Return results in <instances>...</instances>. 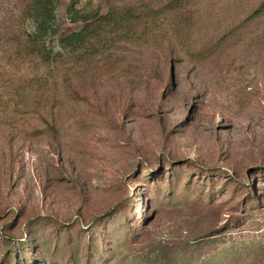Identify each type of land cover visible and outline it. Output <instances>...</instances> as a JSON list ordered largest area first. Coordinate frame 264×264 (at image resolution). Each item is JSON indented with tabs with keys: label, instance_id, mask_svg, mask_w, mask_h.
<instances>
[{
	"label": "rangeland",
	"instance_id": "1",
	"mask_svg": "<svg viewBox=\"0 0 264 264\" xmlns=\"http://www.w3.org/2000/svg\"><path fill=\"white\" fill-rule=\"evenodd\" d=\"M85 3L88 54L0 99V264H264V0Z\"/></svg>",
	"mask_w": 264,
	"mask_h": 264
},
{
	"label": "trees",
	"instance_id": "2",
	"mask_svg": "<svg viewBox=\"0 0 264 264\" xmlns=\"http://www.w3.org/2000/svg\"><path fill=\"white\" fill-rule=\"evenodd\" d=\"M23 9L17 24L10 32L0 34V69L1 75H8L13 82L6 83L0 77V99H4L11 91H16L14 110L20 115L29 114L30 100L38 97L45 86H57L55 76H45V67L55 66L60 58L58 51L70 52L87 49L94 26L115 19L113 15L101 14L90 4H82V0H69L67 17L71 23H82L80 31L57 38L58 7L61 0H20ZM2 53V54H1ZM12 85V87H9ZM15 90H14V87ZM9 92V93H8ZM14 93V92H13ZM12 101V100H11ZM8 102L2 106L7 107ZM5 111V110H4Z\"/></svg>",
	"mask_w": 264,
	"mask_h": 264
}]
</instances>
